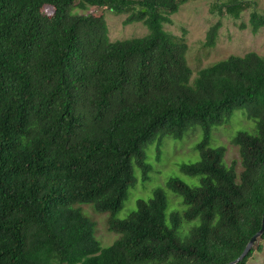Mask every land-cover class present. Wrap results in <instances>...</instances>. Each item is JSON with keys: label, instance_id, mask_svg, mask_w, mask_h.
Instances as JSON below:
<instances>
[{"label": "trees", "instance_id": "obj_1", "mask_svg": "<svg viewBox=\"0 0 264 264\" xmlns=\"http://www.w3.org/2000/svg\"><path fill=\"white\" fill-rule=\"evenodd\" d=\"M188 0H0V264H227L259 231L264 213V55L231 54L195 71L186 35L165 28ZM129 13L143 36L111 40L104 12ZM244 0H216L212 11L236 18ZM223 22L210 25L215 47ZM239 28L257 33L264 12ZM243 108L257 133L239 131L242 170L224 163L226 147L209 146L214 125ZM201 125V159L184 164L201 175L167 187L186 208L167 216L156 188L117 218L135 185V165L149 177L144 148ZM110 212L120 236L103 247L78 204ZM200 222L181 234L184 222ZM264 246V233L247 264Z\"/></svg>", "mask_w": 264, "mask_h": 264}, {"label": "rangeland", "instance_id": "obj_2", "mask_svg": "<svg viewBox=\"0 0 264 264\" xmlns=\"http://www.w3.org/2000/svg\"><path fill=\"white\" fill-rule=\"evenodd\" d=\"M244 1L247 3L246 8L242 11L241 16L236 18L229 13L221 17L217 12L212 11V6L216 0H188L182 4L178 12L171 16L172 23L165 24L168 31L179 36L186 35L189 45L187 58L195 74L200 68L225 59L231 54L256 51L264 55V27L257 33H253L250 28L241 29L238 26L242 21H249L253 9L264 12V0ZM72 10L81 14L104 12L109 26L110 39L113 41L143 36L148 33V28L142 22L124 23L129 13L118 14L109 8L96 6L82 8L78 4H75ZM220 18L223 26L220 29L217 44L215 47H206L204 41L207 31L210 25ZM239 131H246L251 134L257 133L255 120L248 117L243 108L235 109L227 122L214 125L209 140V146L211 147H226L224 163L227 166L234 164L238 174L242 170V164L239 148L232 143V139ZM203 138L204 130L202 126L195 125L188 129L181 138L166 135L163 137L161 144H159L157 138L145 146L146 161L150 165L149 177L144 180L142 169L135 165V185L129 189L128 197L115 216L117 218L128 217L137 209V200L140 198L150 199L156 188H163L166 193L167 216L174 210L186 208L183 203L184 198L168 188L167 182L170 178L178 177L191 186L200 184L201 175L187 174L183 171L182 166L195 163L201 159L198 144ZM75 207L82 208L83 213L95 223V236L103 247L111 245L119 238V233L109 230L110 212L97 211L91 203L78 204ZM199 222V218L186 221L178 232L185 234L191 226ZM247 264H264V246L254 251Z\"/></svg>", "mask_w": 264, "mask_h": 264}, {"label": "water", "instance_id": "obj_3", "mask_svg": "<svg viewBox=\"0 0 264 264\" xmlns=\"http://www.w3.org/2000/svg\"><path fill=\"white\" fill-rule=\"evenodd\" d=\"M264 233V213H263V219H262V225L261 228L259 229V231H257L249 240V242L247 243L245 249L243 250V252L234 260L228 262L227 264H237L240 261H242L251 251V249L253 248V246L255 245V243L257 242V240L262 236V234Z\"/></svg>", "mask_w": 264, "mask_h": 264}]
</instances>
